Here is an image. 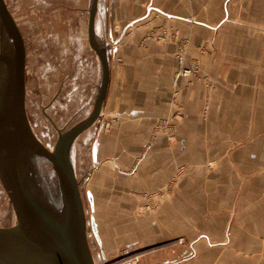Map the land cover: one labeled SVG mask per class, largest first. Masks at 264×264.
<instances>
[{
	"label": "crops",
	"instance_id": "0c3cea01",
	"mask_svg": "<svg viewBox=\"0 0 264 264\" xmlns=\"http://www.w3.org/2000/svg\"><path fill=\"white\" fill-rule=\"evenodd\" d=\"M159 24L190 39L187 59L203 41L217 48L202 58L205 80L178 82L185 115L172 142L155 128L176 108L177 45L145 39ZM95 37L112 44L102 115L83 136L94 138L86 195L101 256L183 235L143 264H264V0H99ZM204 156L220 158L213 178H179L140 211L149 199L138 192L163 188L183 158ZM97 215L111 216L109 226Z\"/></svg>",
	"mask_w": 264,
	"mask_h": 264
},
{
	"label": "rangeland",
	"instance_id": "374dc122",
	"mask_svg": "<svg viewBox=\"0 0 264 264\" xmlns=\"http://www.w3.org/2000/svg\"><path fill=\"white\" fill-rule=\"evenodd\" d=\"M6 2L18 21L25 39L28 117L37 136L47 146L52 147L58 138L59 131L68 129L88 115L100 82L101 75L98 70L96 53L88 38L92 0H6ZM168 32L170 33L168 34ZM178 36L177 30L159 24L145 37V39L159 42L172 40L177 45V68L173 75L176 108L170 117L160 118L155 128L157 131H163L167 140L171 142L177 139L175 131L185 115L177 100V95L180 92L179 80L181 78L203 80L205 76L201 71L202 58L217 51L216 47L203 41L197 47L198 57L187 59L190 39ZM217 42L222 43L221 39H215L214 44ZM117 118V114L107 117V123H104L103 130L107 131L106 128H109L112 121ZM84 133L74 142L71 157L80 181V193L87 223V238L96 263L114 264L115 260L121 258L126 252H130L128 256H139L135 264H143L147 261L148 256L185 243L186 237L183 235L172 236L150 245L121 243L117 248L110 250L114 251L113 253H106V258L101 256V248L92 232L90 222L92 211L86 195V190L92 187L93 183L90 150L94 138L85 141L86 133ZM207 153L209 155L212 152ZM214 153L217 152L214 151ZM219 159L204 156L202 162H198L199 165H203L198 166L196 158H183L175 168H172L174 170L168 176L169 179L163 188L138 192L142 197L149 199L145 205L142 204L140 211L153 208V196L172 194L179 178H209L210 176L213 178L212 170L218 168ZM34 162L40 174L46 178L53 189L56 176L52 167L40 160H34ZM196 172H199V175ZM99 217L104 224L103 227H108L111 216L100 215L98 220ZM16 220L11 201L0 183V225H10ZM105 232L106 230L102 231L103 236L106 235Z\"/></svg>",
	"mask_w": 264,
	"mask_h": 264
},
{
	"label": "water",
	"instance_id": "95a60500",
	"mask_svg": "<svg viewBox=\"0 0 264 264\" xmlns=\"http://www.w3.org/2000/svg\"><path fill=\"white\" fill-rule=\"evenodd\" d=\"M98 2H91L88 22L89 42L101 63L92 108L83 119L59 131L49 147L33 130L26 109L23 32L6 0H0V181L17 219L0 225V264H97L87 238L71 151L77 138L101 117L110 80L108 49L112 44L95 37ZM34 160L52 167L55 190Z\"/></svg>",
	"mask_w": 264,
	"mask_h": 264
},
{
	"label": "built area",
	"instance_id": "2783aa9c",
	"mask_svg": "<svg viewBox=\"0 0 264 264\" xmlns=\"http://www.w3.org/2000/svg\"><path fill=\"white\" fill-rule=\"evenodd\" d=\"M107 123V121L105 122ZM130 252H126L125 254H123L121 256V258H118L117 260H115L113 263L114 264H135L137 262V260L139 259L138 257L139 256H134V255H131V256H128Z\"/></svg>",
	"mask_w": 264,
	"mask_h": 264
},
{
	"label": "flooded vegetation",
	"instance_id": "af4514ba",
	"mask_svg": "<svg viewBox=\"0 0 264 264\" xmlns=\"http://www.w3.org/2000/svg\"><path fill=\"white\" fill-rule=\"evenodd\" d=\"M0 183H1V181H0ZM1 185H2V183H1ZM2 188H3V190L5 191V189H4V187H3V185H2Z\"/></svg>",
	"mask_w": 264,
	"mask_h": 264
}]
</instances>
